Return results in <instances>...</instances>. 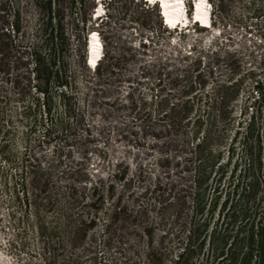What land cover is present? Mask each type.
<instances>
[{
    "label": "rangeland",
    "instance_id": "1",
    "mask_svg": "<svg viewBox=\"0 0 264 264\" xmlns=\"http://www.w3.org/2000/svg\"><path fill=\"white\" fill-rule=\"evenodd\" d=\"M16 1L22 6L28 3ZM83 1L88 22L85 59L88 62V37L95 33L104 56L101 70L108 64L119 69L97 97L80 84L77 113L83 118L75 136L53 139L48 144L44 127H39L25 141L21 129L10 131L4 121L0 122L1 131L7 132L0 140V264H44L32 208L25 207V200L29 201L33 193L38 197L36 203L42 205L46 180L50 181L48 190L59 192L88 193L99 181L103 190L112 184L111 202L120 199L127 207V219L121 225V249L104 252L98 230L96 264H146L144 255L150 244L169 250L164 262L174 264L179 248L162 236L163 221L170 214L162 203L167 195L177 194L185 181L189 190H194L193 166L182 176L183 156L166 148L167 136L159 125L148 123L150 128L143 131L137 114L145 101L149 103L159 96V91L173 98L199 99L196 109L203 118L218 97L236 96L227 109L232 113L229 136L239 132L234 154L227 162V151H223L220 163L214 165L226 166L228 172L212 179L216 182L220 177L219 190H230L227 184L231 167H237L232 179L236 183L252 164L244 153L242 138L258 106L255 82L263 79L264 0H208L213 11L210 29L199 30L190 24L182 33L166 30L158 7H148L139 0H107L106 4ZM186 2L191 13V0ZM97 7L108 11L110 20L104 16L96 19ZM72 19L80 28L78 6L72 10ZM141 21L147 23L146 28H141ZM30 22L32 27V19ZM89 76L94 77L93 70L85 71L83 79L89 80ZM146 108L152 107L147 104ZM57 115L62 116L61 108ZM255 122L260 129L259 119ZM51 160L58 163L46 178L44 171ZM29 164L31 173L24 168ZM118 172L126 174L123 180L112 178ZM258 181L259 187L254 190L264 194V162Z\"/></svg>",
    "mask_w": 264,
    "mask_h": 264
},
{
    "label": "trees",
    "instance_id": "2",
    "mask_svg": "<svg viewBox=\"0 0 264 264\" xmlns=\"http://www.w3.org/2000/svg\"><path fill=\"white\" fill-rule=\"evenodd\" d=\"M75 6L80 11V28L73 24ZM104 17L108 21L111 15L107 11ZM87 23L83 0H28L23 6L16 0H0V122L4 121L10 131L21 129L25 141L39 127H44L48 144L53 139L75 136L83 118L77 113L80 84L97 97L103 94L102 87L114 80L118 66L108 64L101 70L102 60L93 69L94 77L83 79L84 72H88ZM140 26L146 28L147 23L141 21ZM262 67L263 79L253 88L258 106L242 138L244 153L252 164L236 183L232 179L237 167H231L227 184L230 190H219L220 177L216 182L212 179L228 172L226 166L214 165L220 163L223 151H227V162L234 154L239 132L229 136L232 113L227 109L236 96L218 97L213 103L215 108L203 118L196 109L199 99L173 98L159 91V96L149 103L145 101L137 114L142 129L148 130V123L159 125L167 136L166 148L183 156L182 176L193 166L194 190L190 191L185 181L177 194L167 195L162 203L170 213L163 221L162 236L179 248L174 264H264V194L254 190L259 187L264 162V60ZM147 104L152 108H146ZM60 108L62 116L57 115ZM64 117L73 124L68 125ZM6 133L0 129V140ZM57 161L47 163L46 178ZM31 167L24 166L25 171ZM125 176L118 172L112 178L123 180ZM42 187V205L36 203L38 197L32 193L25 207L32 208L44 264H96L99 237L104 252L121 249V225L128 209L120 199L111 202L112 184L103 190L99 181L88 193L48 190L49 180ZM145 235L152 242L151 234ZM167 253L169 250L150 244L144 260L146 264H166Z\"/></svg>",
    "mask_w": 264,
    "mask_h": 264
},
{
    "label": "bare ground",
    "instance_id": "3",
    "mask_svg": "<svg viewBox=\"0 0 264 264\" xmlns=\"http://www.w3.org/2000/svg\"><path fill=\"white\" fill-rule=\"evenodd\" d=\"M181 3L182 0H160V2H156L154 6L158 7L159 17L162 20V22L165 21L168 25L173 27L176 24L182 25L184 22H186V20H191L189 16L184 15V12L181 8L182 5ZM203 4H204L203 0L198 1V4L196 5L193 14L194 20L196 21V24L199 23L201 26H207V25L212 26L211 19H209L208 17V11L206 8H204ZM160 5H161V10L159 7ZM183 5H185V3ZM160 11L162 12V14L160 13ZM201 29L202 28H200L199 30ZM89 52H90L89 55H87L89 65L87 64V60H86V66L88 69L92 70L91 67L95 64L97 58L100 55V50L99 47L97 46L95 37L90 43Z\"/></svg>",
    "mask_w": 264,
    "mask_h": 264
},
{
    "label": "clouds",
    "instance_id": "4",
    "mask_svg": "<svg viewBox=\"0 0 264 264\" xmlns=\"http://www.w3.org/2000/svg\"><path fill=\"white\" fill-rule=\"evenodd\" d=\"M183 3H185V5H186V4H187L186 0H184ZM102 57H103V55H102V48H101V50H100V55H99V57L97 58V60H99V59L101 60ZM97 62H98V61H97Z\"/></svg>",
    "mask_w": 264,
    "mask_h": 264
},
{
    "label": "water",
    "instance_id": "5",
    "mask_svg": "<svg viewBox=\"0 0 264 264\" xmlns=\"http://www.w3.org/2000/svg\"><path fill=\"white\" fill-rule=\"evenodd\" d=\"M160 10H161V8H160ZM161 12V11H160Z\"/></svg>",
    "mask_w": 264,
    "mask_h": 264
}]
</instances>
